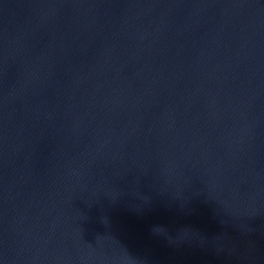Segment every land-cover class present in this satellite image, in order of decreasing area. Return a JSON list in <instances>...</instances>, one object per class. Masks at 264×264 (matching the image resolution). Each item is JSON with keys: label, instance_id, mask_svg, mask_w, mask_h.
Here are the masks:
<instances>
[{"label": "water", "instance_id": "water-1", "mask_svg": "<svg viewBox=\"0 0 264 264\" xmlns=\"http://www.w3.org/2000/svg\"><path fill=\"white\" fill-rule=\"evenodd\" d=\"M0 264H264V0H0Z\"/></svg>", "mask_w": 264, "mask_h": 264}]
</instances>
